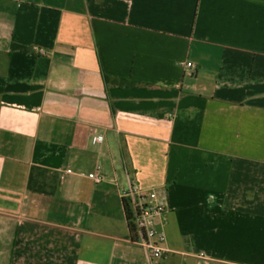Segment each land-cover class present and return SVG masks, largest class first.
I'll return each instance as SVG.
<instances>
[{
    "label": "crops",
    "instance_id": "1",
    "mask_svg": "<svg viewBox=\"0 0 264 264\" xmlns=\"http://www.w3.org/2000/svg\"><path fill=\"white\" fill-rule=\"evenodd\" d=\"M131 182L160 264H264V0H0V264H150Z\"/></svg>",
    "mask_w": 264,
    "mask_h": 264
},
{
    "label": "built area",
    "instance_id": "2",
    "mask_svg": "<svg viewBox=\"0 0 264 264\" xmlns=\"http://www.w3.org/2000/svg\"><path fill=\"white\" fill-rule=\"evenodd\" d=\"M192 65L189 63L188 67ZM95 185L103 182V175L95 171L88 175ZM129 241L140 246L150 264H160L167 255L164 247L166 233L163 219L167 212L166 190H148L131 182L121 190Z\"/></svg>",
    "mask_w": 264,
    "mask_h": 264
},
{
    "label": "trees",
    "instance_id": "3",
    "mask_svg": "<svg viewBox=\"0 0 264 264\" xmlns=\"http://www.w3.org/2000/svg\"><path fill=\"white\" fill-rule=\"evenodd\" d=\"M105 80L107 83H113L114 85H117L122 88H129L134 85V82L123 80V79L111 78L109 76H105Z\"/></svg>",
    "mask_w": 264,
    "mask_h": 264
}]
</instances>
